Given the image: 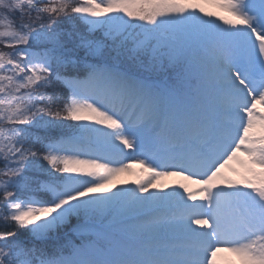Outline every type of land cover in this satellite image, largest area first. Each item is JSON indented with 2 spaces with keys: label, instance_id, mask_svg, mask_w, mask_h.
<instances>
[{
  "label": "snow or ice",
  "instance_id": "1",
  "mask_svg": "<svg viewBox=\"0 0 264 264\" xmlns=\"http://www.w3.org/2000/svg\"><path fill=\"white\" fill-rule=\"evenodd\" d=\"M204 3L0 0V264H264V0Z\"/></svg>",
  "mask_w": 264,
  "mask_h": 264
},
{
  "label": "rangeland",
  "instance_id": "2",
  "mask_svg": "<svg viewBox=\"0 0 264 264\" xmlns=\"http://www.w3.org/2000/svg\"><path fill=\"white\" fill-rule=\"evenodd\" d=\"M201 4L202 6L205 8V11H209V12H217L219 14H221L219 12V9L212 6L211 4H205L204 3V0H201ZM227 14V13H225ZM258 108H260L261 110H264V106H261V105H257ZM127 151V150H126ZM126 163L128 161H125ZM134 167L138 168L139 166L138 165H134ZM232 167H238L236 165H232ZM226 172L227 175H229L232 179L234 180H240L241 179V174L240 172H232V171H229L228 169H225L224 170ZM135 176H132V175H128V174H122L120 176V180H127L129 182V185L128 186H132L131 182L133 180H135ZM164 182L167 183L168 185H175V184H178L180 182H182L181 178L180 177H175V176H171V177H166L164 178ZM231 259H234V257L231 256V254H229L228 256L225 257V260H231Z\"/></svg>",
  "mask_w": 264,
  "mask_h": 264
},
{
  "label": "bare ground",
  "instance_id": "3",
  "mask_svg": "<svg viewBox=\"0 0 264 264\" xmlns=\"http://www.w3.org/2000/svg\"><path fill=\"white\" fill-rule=\"evenodd\" d=\"M222 255L225 258L228 255V253H223Z\"/></svg>",
  "mask_w": 264,
  "mask_h": 264
}]
</instances>
